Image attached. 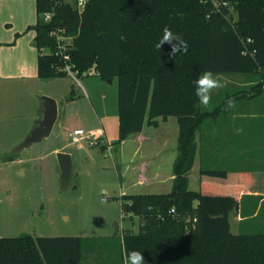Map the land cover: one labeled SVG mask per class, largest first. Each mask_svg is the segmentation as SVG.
<instances>
[{
  "label": "trees",
  "instance_id": "1",
  "mask_svg": "<svg viewBox=\"0 0 264 264\" xmlns=\"http://www.w3.org/2000/svg\"><path fill=\"white\" fill-rule=\"evenodd\" d=\"M76 1L36 0V24L28 30L36 32L38 77L68 75L54 34L59 32L78 77L94 68L101 80H118L120 143L145 124L158 126L159 118L176 117L179 125L172 191L122 196L123 213L141 220L137 233H122L120 254L139 250L146 264H264V232L231 231L230 214L239 209L249 174L202 169L199 191L189 189L188 178L197 132L207 118L225 111L226 102L203 112L193 81L205 70L253 74L256 85L227 99L264 93V0H222L240 13L234 22L218 13L214 0H87L81 12ZM46 13L53 14L50 21ZM164 26L188 42L187 54L170 57L168 45L155 48ZM85 241L0 238V264H55L59 251L70 254L72 264H82Z\"/></svg>",
  "mask_w": 264,
  "mask_h": 264
},
{
  "label": "rangeland",
  "instance_id": "2",
  "mask_svg": "<svg viewBox=\"0 0 264 264\" xmlns=\"http://www.w3.org/2000/svg\"><path fill=\"white\" fill-rule=\"evenodd\" d=\"M214 3L218 13L228 20L239 18L232 3ZM22 9L24 18L20 17ZM22 9L16 5L15 15L8 20L16 39L26 35L19 33L26 20V5ZM33 17L31 11V20ZM3 25L0 38L5 40ZM29 37L24 36L16 46L0 44V238L78 236L107 243L109 251L118 255L122 233H137L141 220L136 215H125L122 207V190L129 181L121 177L124 147L118 140V80L103 81L95 74L41 79L37 76L38 48ZM225 85L213 94L207 107L201 106L202 111H214L227 95L241 88ZM44 97L54 99L58 105L59 117L51 135L14 154L40 120ZM211 121L204 123V133L215 132ZM224 121L225 115L219 122ZM76 129L98 144L91 146L89 140L72 144L68 132ZM175 151L178 154L177 147ZM59 152L72 159V178L66 188H61ZM195 175L189 189L196 191ZM128 192L140 194L134 189ZM244 199L250 201V197ZM242 211L245 219L241 225L234 221V213L230 218L232 233L264 232V203Z\"/></svg>",
  "mask_w": 264,
  "mask_h": 264
},
{
  "label": "crops",
  "instance_id": "3",
  "mask_svg": "<svg viewBox=\"0 0 264 264\" xmlns=\"http://www.w3.org/2000/svg\"><path fill=\"white\" fill-rule=\"evenodd\" d=\"M16 5L21 9L26 5V20L22 23L24 25L19 33L22 34L23 32L29 37V34L34 32L35 34L29 37L28 40H32V44L36 46V32L35 30H28L29 27L36 24V0H0V18L4 19L0 21V27L1 23H5L3 28L6 29V39L2 40L0 38V44L16 46L24 41L26 35L16 39V32L8 21L12 18V15H15ZM31 11H34L32 20L30 18ZM20 17L24 18V9L21 10ZM216 76L225 84L245 88H240L238 92L233 94H237L242 90L249 91L258 83V77L255 78L253 74H217ZM218 90L213 91L212 97ZM229 95L221 104L226 101ZM40 115L41 119V111ZM223 115H225L226 121L219 122ZM207 120H212L211 122L215 126L214 133H204L203 126ZM36 125L37 122L34 126ZM178 138L179 125L177 118L169 117L167 120L159 118L158 126L145 124L141 132L121 142L124 147V155L121 157L124 175H121V177L129 181L127 187L122 190L123 195L166 194L157 191H170L173 188L175 178L173 166L178 157L175 151L176 147L178 148ZM131 142H133V146H130ZM196 143L195 163L188 177L190 186L192 174H196L195 184L198 187L196 191L201 189L200 171L202 169L226 172L239 171L249 174L250 183L244 185L240 191L242 201L239 209L230 214L231 218L234 213V221L241 225L245 219L243 208L247 211L253 209L257 203L258 205L264 203V93L256 97L247 96L236 100V107L232 110L207 118L197 132ZM127 150L129 157L126 155ZM131 189L138 191L140 194H130L128 191ZM245 197H250V201L248 200L246 203L244 201L246 200ZM84 239L86 241L83 245L82 264H123V254L118 253L117 255L115 252L109 251L107 243L102 245L95 239ZM54 260L55 264H72L71 255L63 251L54 253Z\"/></svg>",
  "mask_w": 264,
  "mask_h": 264
},
{
  "label": "clouds",
  "instance_id": "4",
  "mask_svg": "<svg viewBox=\"0 0 264 264\" xmlns=\"http://www.w3.org/2000/svg\"><path fill=\"white\" fill-rule=\"evenodd\" d=\"M164 45H168L170 48L169 56H176L178 53L187 54L188 42L182 38V36L168 26H164L162 29V35L155 44L157 50H161ZM195 95L198 98V106L207 107L212 99V93L214 90L225 87V83L216 76L212 71H203L196 80L193 81ZM236 107V101L233 98L226 100L224 105L225 111H230ZM104 201H102L103 203ZM123 264H146L143 252L132 249L125 250L123 257Z\"/></svg>",
  "mask_w": 264,
  "mask_h": 264
},
{
  "label": "water",
  "instance_id": "5",
  "mask_svg": "<svg viewBox=\"0 0 264 264\" xmlns=\"http://www.w3.org/2000/svg\"><path fill=\"white\" fill-rule=\"evenodd\" d=\"M41 114L42 118L37 122V125L26 137L24 142L15 149L13 152L14 154H17L36 143H41L44 139L51 135L58 118V105L56 101L52 98L44 97ZM57 158L61 169V188H66L70 184V180L72 178V159L69 154L64 152H59L57 154ZM118 231L119 225H116V232Z\"/></svg>",
  "mask_w": 264,
  "mask_h": 264
},
{
  "label": "built area",
  "instance_id": "6",
  "mask_svg": "<svg viewBox=\"0 0 264 264\" xmlns=\"http://www.w3.org/2000/svg\"><path fill=\"white\" fill-rule=\"evenodd\" d=\"M87 3V0H77L76 1V7L77 9L81 12L82 9L85 7ZM53 14L52 13H46L44 15V19L45 21H50L52 19ZM54 34L56 35L57 41H58V45H59V49H60V54L63 56V58L66 61V68L65 71L68 73V75L74 77L76 75V73L72 70V66L68 63V61L70 60V57L67 53H65L66 51V43H64V40L62 39V35L59 32H54ZM59 54V53H58ZM89 74H96V71L94 68H92L89 71ZM68 137L71 141L72 144L74 143H78L82 140H89V143L91 146H96L98 143L95 142L91 137L86 136L85 132L81 129H76L73 130L71 132H68Z\"/></svg>",
  "mask_w": 264,
  "mask_h": 264
}]
</instances>
